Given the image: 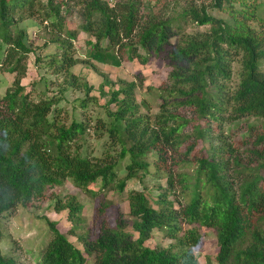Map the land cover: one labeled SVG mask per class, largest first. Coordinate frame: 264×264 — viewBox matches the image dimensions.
<instances>
[{"label": "trees", "instance_id": "16d2710c", "mask_svg": "<svg viewBox=\"0 0 264 264\" xmlns=\"http://www.w3.org/2000/svg\"><path fill=\"white\" fill-rule=\"evenodd\" d=\"M211 9L229 18H216ZM258 11V4L239 0H0V70L15 76L0 97V221L45 200L65 180L98 197L105 190L123 193L139 171L152 167L167 185L159 184L157 195L147 186L130 191V218L102 202L93 237L78 236L83 251L48 221L52 238L39 264H200L194 252L200 237L185 231L198 224L217 232L218 264H264V19ZM74 15L78 33L90 37L92 59L169 61L154 119L140 111L137 82L105 79L101 85L111 121L98 118L97 127L119 145L118 158L82 151L91 129L86 111L99 98L73 72L81 63L78 34L66 32ZM189 24L210 30L188 34ZM35 32L49 35L43 46H34ZM52 46L53 54L40 56ZM31 54L57 75L56 91L49 88L55 82L42 77L23 84ZM235 73L239 82L232 86ZM72 91L85 98L69 111L62 103ZM126 158L130 164L120 169ZM55 210L75 220L82 206L70 196L57 198ZM156 230L174 243L147 246ZM2 238L0 226V244ZM0 264L18 263L0 249Z\"/></svg>", "mask_w": 264, "mask_h": 264}, {"label": "rangeland", "instance_id": "374dc122", "mask_svg": "<svg viewBox=\"0 0 264 264\" xmlns=\"http://www.w3.org/2000/svg\"><path fill=\"white\" fill-rule=\"evenodd\" d=\"M248 4H258L259 17L264 19V0H239ZM181 9H178L180 12ZM210 14L216 18L228 19L229 16L226 12H219L215 9L210 10ZM80 20L74 15L67 22L66 32H76L77 40L74 43L75 53L81 61L74 69L73 72L79 76L82 82H86L94 88L91 96L99 98V103L93 102L89 104L86 111L85 118L90 120L91 129L90 133L81 142L82 151L92 153L95 156H100L104 150L107 154H112L118 158L120 147L118 144L113 145L111 139L105 131H98L97 120L101 118L104 122L109 123L111 118L107 116L106 109H104L105 100L100 97V87L105 79L112 80L115 84L121 81L137 82V102L140 106V111L144 115L150 116L152 119L160 112L161 101L158 98V89L166 80L168 72L170 71L169 61L161 58L153 57L146 65H142L139 61L132 62L124 61L121 65H114L112 62H99L90 57V46L88 40L90 37L84 33H78ZM210 30V26H198L196 24H189L186 28L188 34L206 33ZM49 37L48 34L38 32L32 35V41L35 47L43 46ZM64 36V35H63ZM181 39L176 38L173 40V47L181 43ZM1 45V41H0ZM55 46L39 52L41 57L53 54ZM29 73L23 80V84L31 87L33 81L39 80L41 77L48 82H55L49 88L57 90V75L53 74L51 70L43 64L36 62V54L29 56ZM237 67L235 68V72ZM15 76L9 72L0 70V97L4 96L7 90L12 86ZM239 82L237 74L235 73L232 86ZM45 89V88H41ZM107 90V89H106ZM85 95L82 92L72 91L67 95V101L63 102V106L69 111H72L74 105H78L80 99H84ZM103 106V107H102ZM185 111L183 115L191 118L192 112L188 107L180 108V111ZM103 132V133H102ZM114 146V147H111ZM107 148V149H106ZM107 150L109 152H107ZM148 162L154 161V156L150 155L147 159ZM130 164V159L126 158L120 162V169H125ZM189 174L193 173L191 169H185ZM154 168H149V173L146 171H139L137 176L128 181L126 190L123 193L116 191L105 190L98 194V197H93L92 192L76 188L69 180H65L61 186L51 188L47 192L46 199L34 205L15 209L14 211L6 213L1 221L0 226L3 231V238L0 244V249L5 257H11L16 260L18 264H39L40 253L44 247L49 243L52 238L48 221L57 223V228L67 238L83 251V246L78 241V236L88 234L92 238L94 232V220L97 209L101 206L102 202L108 203L114 210H119L125 217L129 215V202L128 193L132 190L143 191L144 186H147L148 193L157 195L158 185L161 184L166 188V180L161 177L157 179L154 176ZM122 178L126 176V171L120 175ZM156 184V185H155ZM101 183L97 185L99 188ZM97 189V188H96ZM70 196H76L82 206L81 212L77 215L75 220L68 218L66 210L57 212L55 210V203L57 198H64L65 201ZM112 225L115 224V219L109 216ZM73 227L75 234L72 233ZM131 227H129V230ZM185 231H193L194 234L200 237V244L194 248V252L200 264H218L216 261L219 252V244L217 232L211 228H205L198 225L185 226ZM137 236V235H135ZM174 243L173 240L164 235V231H154L152 238L147 242L150 248L168 247ZM89 264L93 259H89Z\"/></svg>", "mask_w": 264, "mask_h": 264}]
</instances>
